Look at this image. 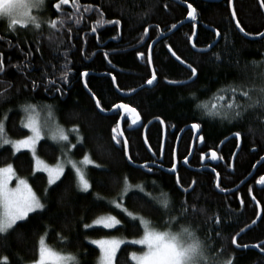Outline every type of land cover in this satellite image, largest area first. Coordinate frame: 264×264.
Wrapping results in <instances>:
<instances>
[{
    "label": "trees",
    "instance_id": "1",
    "mask_svg": "<svg viewBox=\"0 0 264 264\" xmlns=\"http://www.w3.org/2000/svg\"><path fill=\"white\" fill-rule=\"evenodd\" d=\"M178 1L182 2V0ZM56 2L57 0L49 2L44 14L45 19L56 18L59 15L52 7ZM109 2L112 8L105 12L104 18L119 19L121 21L119 26L105 25L98 29L97 33H92L90 29L98 17L95 13H85V21L79 26L73 25L71 39L64 37L66 44L75 45L69 54L71 61L69 67L72 71L68 83H61L58 79L60 72L53 71L47 64L49 60L57 63L54 57H59L58 62L62 65L64 61L61 54L66 50L62 46L59 53L51 51V45L46 39L47 30L44 36L37 38L30 31L19 29L17 36L9 32L7 25L0 23V36L5 38L0 40V50L4 51L6 64L9 57L13 65L31 61L27 69L17 71L15 67H10L6 74H0V79L5 81L0 85V92H3L10 83L11 87L8 91L12 97L10 102L0 106V115L8 108L16 109L24 101L54 105L55 120L66 130L78 128L76 134L83 137V142L79 143L76 141L77 137L69 133L75 144L72 157L80 161L85 154H88L94 162L87 167V177L92 188L89 193H82L77 190L73 170H66L57 185L49 188L45 174H34V161L30 153L24 151L14 156L10 146L0 148V167L11 163L20 177L29 180L38 195H43L46 188L49 192L47 211L30 214L31 218L28 222H19L17 229L6 240L0 239V258L7 256L8 264H32V261L38 259L39 239L47 232L46 242L54 250L79 254L81 264H98L99 249L90 244L89 240L112 236L129 239L141 237L142 227L139 225L135 228L131 227L126 218H123L124 227L118 226V229L83 227L84 223H92L101 216L117 214L118 210L111 209L106 201L115 199L119 195L123 178L127 176L133 185L146 184V190L155 196H159L161 190L167 193L174 208L172 216L178 214L180 205L184 201L187 202V206L195 204L197 210L203 208V213L189 212L181 223L197 231L199 238L206 241L213 249L214 257L228 260L234 256L233 264H264V256L257 251L239 250L231 243L232 238L252 224L256 216L255 209L251 207V202L246 197V184L238 193L227 196L215 190L213 174L202 175L190 172L181 166L177 174L181 183L177 185V175H168L160 170L147 173L143 169L134 168L128 163L122 144H115L111 138V129L117 126L120 112L111 116L102 115L85 90L84 78L80 75L83 72L90 74L85 82L88 84V89H91L90 92L101 100L105 111L112 110L111 106L114 103L127 102L139 112L144 122L141 129H131L132 120L129 116L123 121L129 154L133 157L134 164H152L153 157L156 156L160 162L162 126L153 123L147 132L148 144L155 155L147 150L143 140L144 127L157 117L166 124L167 128L165 153L163 161L160 162L166 169L172 165L175 143L183 128L193 123L201 124L204 128V146L214 149H218L226 138L239 132L242 147L234 167H231L230 162L238 141L236 139L228 141L219 151L220 156L226 161V165L218 171L221 185L232 189L250 174L255 161L264 154V111H250L243 121L228 123L219 117L204 116L196 105L201 101L227 103L230 94H225L223 102L214 97V94L218 89L238 82L241 79L240 69L245 65H249L248 72L251 76V62L264 61V39L248 40L238 32L231 18L229 0L217 2L183 0L182 3L191 4L197 10L196 47L208 48L217 39L215 33L219 30L221 35L217 44L207 53L195 52L189 43L195 25L188 23L182 26L166 38L167 40L154 47L153 67L157 72V83L154 87L123 98L111 83L109 73L116 76L118 89L122 93H131L144 86L146 79L151 75L150 67L146 62L148 45L161 32H168L173 28L172 25L184 21L189 9L171 0H109ZM80 3L98 5L104 4L105 0H80ZM62 7L64 11L72 12L71 3ZM234 9L241 26L251 34V37L264 32V14L258 0H234ZM145 28L148 29L147 34L144 33ZM77 31H79L78 35ZM16 45L18 48L15 47ZM167 45H170L181 60L197 68V78L191 84L185 86L168 84L169 81L188 80L191 71L171 57L166 50ZM37 47L41 48L40 52L36 51ZM77 49H83L84 55L77 52ZM29 51L31 56H26ZM137 52H143L145 57L138 58ZM104 53H108L107 60ZM216 55H220L222 59L216 60ZM109 60L111 63L108 62ZM45 70L52 73V76L42 78L41 74ZM50 78H57V86L62 88L63 95L43 90L44 83ZM33 79H36L40 85L35 92L31 90ZM192 93L196 94L195 100L192 98ZM22 116L23 113L18 110L9 113L6 128L12 139H21L28 135V131L21 127ZM190 144L191 136L185 133L177 152L181 160L186 157ZM38 154L48 164L54 165L62 151L57 144L45 139L39 144ZM153 180L157 181L158 188L152 187ZM193 181L196 182L195 192L190 190ZM184 188H188L189 192H183ZM97 194L104 200L96 201ZM242 194L243 205L238 199V195ZM129 195L133 194L129 193ZM124 204L134 214L150 221L158 230H167L169 215L163 210L154 208L147 200L125 198ZM216 215L221 218L222 225H214L211 218ZM118 218L122 217L118 216ZM178 228L179 225L173 229L178 230ZM216 231H220L221 235L216 236ZM85 236L88 239H85ZM62 237H67L69 243L65 244ZM262 240H264V217L255 228L238 239V245L255 244ZM220 249L223 251H218ZM140 250L141 246L123 245L117 253L116 264H132L130 253ZM0 264H3L2 259Z\"/></svg>",
    "mask_w": 264,
    "mask_h": 264
},
{
    "label": "snow or ice",
    "instance_id": "2",
    "mask_svg": "<svg viewBox=\"0 0 264 264\" xmlns=\"http://www.w3.org/2000/svg\"><path fill=\"white\" fill-rule=\"evenodd\" d=\"M48 3L49 0H0V23L6 21L9 32L17 36L19 35V29L30 31L32 35L37 38L44 36L45 30H47L46 39L51 45V51L59 53L62 46L66 49L61 54L64 61L62 65L58 62L59 57H54V59H57V63H52V60H49L47 64L51 66L53 71L60 72L58 79L61 83H68L70 78L69 74L72 71L71 67H69L71 64L69 54L72 52V48L75 47V45L66 44L64 37L67 36L69 40L71 39L70 34L74 31L73 25H81L86 19L85 13H95L98 17L94 21V26L90 29L92 33H97L98 29L103 28L105 25L119 26L121 21L119 19L108 20L104 18L105 12L112 8V4L109 0H105L104 4L98 5H81L80 0H57L52 7L55 8L59 15L56 18L45 19L43 13L46 11ZM70 3L72 12L69 13L64 11L62 6L69 5ZM229 6H232V0H229ZM261 7L264 8V0H261ZM188 9V17L195 20L197 16L196 8L188 4ZM236 16L237 13L233 8L231 18L235 20V27L240 33H243L245 36H250L251 34L245 31V28L241 26ZM172 27L175 28L176 25H172ZM144 33H148L147 28L144 29ZM76 34L78 35L79 31H77ZM215 35L217 37L221 35L219 30L216 31ZM257 35L264 39V32H260ZM3 39H5L4 36H0V40ZM96 39L99 42V36H97ZM113 39H115V37H113ZM85 43H87V41H85ZM15 47L18 48V45ZM193 47H196V45L193 44ZM208 47L211 48L212 45ZM148 49L149 52L146 62L148 66H151L153 64L151 54L152 46L148 45ZM18 50L22 51V49ZM36 51L40 52L41 48L37 47ZM169 51L172 52L171 48H169ZM201 51H207V49H202ZM77 52L84 55L83 49H77ZM25 55L31 56V52L29 51ZM137 56L138 58H144L145 54L143 52H137ZM172 56H174L177 61H180L181 64L185 63L175 52H172ZM104 57L107 60L108 53H104ZM215 59L221 60L222 57L216 55ZM108 62L111 63L110 60ZM30 65V60H28L27 63L13 65L10 57L6 64L4 51L0 50V74H6L7 69L10 67H15L17 71H22L23 69L29 68ZM187 67L191 70V77H196L197 68L193 67L192 64H187ZM248 69L249 65H245L243 69H240L241 79L238 82L228 84L218 89L217 93L214 94V97L221 102L225 100V94H230V99L227 103L218 104L216 102L208 103L201 101L197 103L196 107L202 110L204 116L211 118L219 117L221 120H225L228 123H239L243 121L250 111H264V61L251 62V76H249ZM80 75L87 77L89 73L83 72ZM109 75H111V83L116 84V76L111 73H109ZM49 76H52V73L47 70L41 74L42 78H47ZM156 80L157 72L156 69L152 67L151 75L146 79V84L151 86ZM4 83L5 81L0 79V85ZM169 83L187 84V81H169ZM84 86L85 88L88 87L87 82H85ZM10 87L11 84L9 83L8 86L4 88V91L0 92V106L5 102L11 101L12 97L8 91ZM39 87L40 85L37 83L36 79H33L31 90L35 92ZM117 88H119L118 85ZM43 90L45 92L54 91L61 95L64 94L62 88L57 86V78L47 79L46 83H44ZM89 91H91V89H89ZM192 98L194 100L196 99L195 93H192ZM92 99L95 101V107L98 108L100 112L106 110L101 105V100L96 98L94 93ZM111 107L113 110L123 109L126 113H132V125H137L139 123V114L136 112L135 108L130 107L127 103H114ZM14 110L23 113L21 127L28 129L30 133L21 139L10 138L6 128L9 113ZM55 111L54 105L30 103L28 101L19 104L16 109H6L3 114L0 115V148L10 146L14 156L25 149L30 152L32 160L34 161V174L36 172L46 173L49 188L53 185H57V182L60 181L61 177L65 174V167H70L75 175L77 190L82 193H89L92 184L87 177V166L94 162L88 154H85L82 160L77 162L69 155L70 149L65 150L64 145L69 141V135L68 132L56 122ZM157 119H159V117H157ZM160 122L162 124L164 123L162 120ZM200 127L201 125L199 123H193L191 125V128L196 130L200 129ZM45 130H47V134ZM71 131L78 132L79 129L74 127ZM111 132V138L115 144H122L123 153L128 163H134L133 157L128 152V140L124 138V131L120 129L119 124L113 127ZM240 136L241 134L239 132L235 133L237 139H239ZM45 139H51L61 145L63 157L58 160L55 165H48L37 154V145L40 141ZM199 140L203 143L204 137L200 136ZM78 142H83L82 136L78 137ZM145 142L147 143V141ZM70 147L74 148L75 145L73 144ZM237 147H239V145H237ZM153 155H155V153H153ZM201 159H204L203 155ZM211 159H219L216 151L211 152ZM184 163H188L187 157H185ZM95 166L100 167V165ZM136 168L138 170L144 169L147 173H153L154 171L153 167L149 166L147 163L137 165ZM212 170L215 172V168ZM176 171V163H173L172 166L167 169V172L173 174H175ZM217 176H219V173H217ZM13 179H15L16 185L15 187H9ZM122 183L123 186L119 195L115 199L106 201V204L111 209L118 210L117 214L101 216L92 223H84L83 227L85 229H91L94 226H102L106 229H118V226L124 227L125 219L123 218H126L127 223L131 227L135 228L138 225L141 226L143 234L140 238L131 240L117 237L89 240L90 244L95 245L96 248L99 249L98 264H116L117 252L121 249V245L141 246L140 251H132L130 253V261L132 264H233L234 256L228 260H221L218 256L214 257L213 249L206 241L199 238L197 231L181 223L189 212L196 213L199 211L203 213V208L197 210L195 204L187 206V202L184 201L180 205L178 214L172 216L171 213L174 211V208L167 193L161 190L159 196H155L152 192L146 190V184L141 183L133 185L130 183L127 176L123 178ZM180 183V178L177 175L176 184L180 185ZM257 183L264 185V176H261ZM151 184L154 189L159 187L155 180H153ZM195 184L196 182L193 181L190 186L192 192H195ZM216 187L221 192L226 191V189L220 187L219 183L216 184ZM183 192L188 193L189 189L184 188ZM129 193L133 195L130 196ZM48 196V188L45 189L43 195H38L27 179L21 178L16 174L11 163L4 167H0V239L6 240L7 237L17 229L18 222H28L31 218L30 214L44 213L47 211ZM125 198L130 200L135 198L145 199L157 210H163L166 215H169L167 230H158L143 216L134 214L130 211L124 204ZM95 200L102 201L104 198L97 194ZM241 205H243V201H241ZM118 216L122 218H118ZM81 219L83 220V217H81ZM211 219H213L214 225H222V220L218 215ZM255 222L256 221H253V223ZM177 225H179L178 230H173ZM46 235L47 232L39 239L38 259L32 261V264H81L79 254H73L71 252L65 253L51 248L46 243ZM215 235L220 236L221 232L216 231ZM62 239L65 244L69 243L67 237H62ZM85 239H88V237L85 236ZM231 243L238 248L241 247V245L237 244L235 237L232 238ZM244 247L248 246L244 245ZM261 250L264 251V249ZM218 251H223V249ZM0 259L3 260V264H8L7 256Z\"/></svg>",
    "mask_w": 264,
    "mask_h": 264
},
{
    "label": "water",
    "instance_id": "3",
    "mask_svg": "<svg viewBox=\"0 0 264 264\" xmlns=\"http://www.w3.org/2000/svg\"><path fill=\"white\" fill-rule=\"evenodd\" d=\"M171 1H173V2H175V3H177V4H179V5H181V6H184V7H186V8H188V4L187 3H182V2H180V1H178V0H171ZM205 1H210V2H217V1H221V0H205ZM258 3H259V6H260V8H261V10H262V12H263V14H264V8H262L261 7V0H258ZM234 8V0H232V6L230 7V10H231V12H232V9ZM236 19H237V17H236ZM194 20H192L190 17H186V19L184 20V21H182V22H180L178 25H176V27L175 28H172L168 33H165V34H163V35H161L158 39H156L152 44H151V46H152V52H153V48H154V46L158 43V42H160L161 40H163V39H165L166 37H168V36H170V35H172L173 33H175L176 31H178L182 26H184V25H186V24H188V23H192ZM234 21V24H235V20H233ZM212 30V29H211ZM238 30V29H237ZM238 32H239V30H238ZM240 33V32H239ZM244 38H246V39H248V40H252V41H257V40H262V38H260L259 36H256V37H251V36H245L243 33H240ZM196 37H197V28L195 27V29H194V33H193V35H192V38H191V40H190V46H191V48H192V50H194L195 52H197V53H207V52H209L216 44H217V42H218V40H219V38L217 37V39L211 44L212 45V47L211 48H206L207 49V51H201L202 49H198V48H196V47H193V44H195V40H196ZM152 52H151V54H152ZM170 52V51H169ZM173 52V51H172ZM172 52H170V55L172 56ZM174 59H175V57L174 56H172ZM176 60V59H175ZM177 61V60H176ZM178 63H180V61H177ZM181 64V63H180ZM182 66H184V67H186L187 69H189L188 67H187V64H181ZM153 67V64L150 66V69ZM190 70V69H189ZM191 71V70H190ZM84 78V82H83V85L85 84V77H83ZM196 78H197V76L196 77H191L189 80H187V84H183V83H169L168 82V84H170V85H173V86H185V85H189V84H191L193 81H195L196 80ZM157 81V80H156ZM156 81L153 83V85H151V86H149V85H147V84H145L144 86H142V87H140L139 89H136V90H134L133 92H131V93H122L118 88H117V83L116 84H114V86H115V89H116V91L118 92V94L120 95V96H122V97H124V98H127V97H131V96H133V95H135L136 93H138L139 91H141V90H144V89H150V88H153L154 87V85H155V83H156ZM84 88H85V86H84ZM85 90L87 91V93L92 97V93L89 91V89H88V87L87 88H85ZM94 101V100H93ZM94 103H95V101H94ZM131 107V106H130ZM98 109V108H97ZM98 111L100 112V110L98 109ZM116 112H120V114H121V116H120V119H119V122H118V124H119V126H120V129L121 130H123V121H124V119L126 118V117H128L129 116V118L132 120V116H133V114L132 113H126L123 109H117V110H110V111H104V112H100L102 115H105V116H111V115H113L114 113H116ZM136 112L139 114V112L136 110ZM139 117H140V121H139V123L137 124V125H132V128L131 129H133V130H139V129H141L143 126H144V122H143V120H142V118H141V116H140V114H139ZM161 120L160 119H155V120H152V121H150L145 127H144V129H143V140H144V144H145V146H146V148H147V150L153 155V151L151 150V148H150V146H149V144H148V141H147V132H148V130H149V128H150V126L153 124V123H159L161 126H162V130H163V141H162V146H161V157H160V162H162L163 161V156H164V153H165V144H166V138H167V128H166V125H165V123H161L160 122ZM131 124H132V122H131ZM189 130H192V128H191V125L190 126H187V127H185V128H183L182 130H181V132L179 133V135H178V138H177V140H176V143H175V149H174V157L176 158V155H177V152H178V148H179V145H180V142H181V139H182V136L185 134V132L186 131H189ZM196 130V129H195ZM124 131V130H123ZM197 131V130H196ZM124 138H126V136H125V134H124ZM232 139H236L237 141H238V145H239V147H237L236 148V150H235V152H234V154H233V156H232V161H231V166L232 167H234V164H235V160H236V158H237V155L239 154V152H240V150H241V147H242V141H241V138H239V139H237L236 137H235V134L234 135H231L230 137H228V138H226L220 145H219V150H221L222 149V147L228 142V141H230V140H232ZM145 141H147V143L145 142ZM201 141H200V144H199V146H201ZM128 152H129V144H128ZM192 152H193V147H192V151H191V154H192ZM217 155H218V153H217ZM210 158H211V153H210ZM127 159V158H126ZM189 159V158H188ZM211 162H213V163H218V160H210ZM130 165H132L134 168H136V166H137V164H134V163H132V164H130ZM140 165H142V164H140ZM259 163L253 168V170H252V172L250 173V175L248 176V177H246L236 188H234V189H232V190H230V191H228V192H224L225 194H231V193H234V192H236V191H238L239 189H241L252 177H253V175H254V173H255V171H256V169L259 167ZM149 166H151V167H154L155 165H152V164H149ZM155 168H157V169H159L160 171H162V172H164V173H166V174H169V175H177V171H176V173L175 174H173V173H169V172H167V169L166 168H164V167H162V166H157L156 165V167ZM137 169V168H136ZM144 170V169H143ZM192 171H200V170H196V169H191ZM145 172H146V170H144ZM217 178H218V182L217 183H219V177L217 176ZM261 219H262V212L261 211H259V214H258V216H257V218H256V222L255 223H252L251 225H249L248 227H246L244 230H242L236 237H235V239H236V242H237V244H238V239L242 236V235H244V234H246L248 231H250V230H252L253 228H255L258 224H259V222L261 221ZM234 245V244H233ZM234 247L235 248H238V247H236V245H234ZM239 250H255V251H257V252H260V253H262V254H264L260 249H259V247L258 246H248V247H239L238 248Z\"/></svg>",
    "mask_w": 264,
    "mask_h": 264
},
{
    "label": "flooded vegetation",
    "instance_id": "4",
    "mask_svg": "<svg viewBox=\"0 0 264 264\" xmlns=\"http://www.w3.org/2000/svg\"><path fill=\"white\" fill-rule=\"evenodd\" d=\"M194 22V23H193ZM192 22V24L193 25H195L194 26V29H195V27H196V24H195V20ZM197 28V27H196ZM169 32V31H168ZM168 32H161L156 38H154L153 40H152V42H150V44L149 45H151L156 39H158L161 35H163V34H165V33H168ZM197 32H198V30H197ZM169 37V36H168ZM168 37H166V38H168ZM163 39V40H161L160 42H162V41H164V40H167V39ZM192 38V37H191ZM191 38H190V40H191ZM218 38H220V36L218 37ZM160 42H158V43H160ZM157 43V44H158ZM190 43V42H189ZM156 46V45H155ZM154 46V47H155ZM169 48H171L170 47V45H167L166 46V50L169 52ZM196 48H198V47H196ZM198 49H200V48H198ZM153 50H154V48H153ZM172 50V49H171ZM173 51V50H172ZM148 52H149V49H148ZM174 52V51H173ZM170 53V52H169ZM172 57V56H171ZM152 58H153V52H152ZM173 58V57H172ZM174 59V58H173ZM175 60V59H174ZM180 64V63H179ZM185 64H187V63H185ZM150 67V66H149ZM184 67V66H183ZM184 68H186V67H184ZM187 69V68H186ZM151 70V69H150ZM187 70H189V69H187ZM90 75V74H89ZM102 75V74H101ZM86 78L87 77H85V81H86ZM191 78V76L188 78V79H190ZM187 81V80H186ZM156 83H157V81H156ZM155 83V84H156ZM122 97V96H121ZM124 98V97H123ZM119 103H127V102H119ZM129 105V104H128ZM201 110V109H200ZM108 111H110V110H108ZM201 125V124H200ZM190 126V125H189ZM203 131H204V128H203V126L201 125V127H200V129H198L197 131L195 130V129H192V130H189V131H187V132H185L186 134H190V136H191V144H190V146H189V150H188V153H187V155H186V157L187 158H189L188 159V163L187 164H185L184 163V159L185 158H183L182 160L178 157V153H177V155H176V158L174 157V154H173V159H172V164L173 163H176V166H177V174H178V171H179V167H183L184 169H186V170H189L190 172H196V173H200V174H202V175H208V174H213L214 175V177H215V190L218 192V193H220L221 195H227V196H229V195H232V194H234V193H238L241 189H239L238 191H236V192H234V193H231V194H225L224 192H221L217 187H216V184H217V182H218V178H217V173H219L218 171H219V168L221 169V167L222 166H225L226 165V161H225V159L223 158V157H221L220 156V154H219V151H221V150H219V149H214V148H207V147H205L204 146V144H205V137H204V134H203ZM200 136H203L204 137V142L201 144V146H199V144H200V140H199V137ZM192 147H193V152H192V154H191V151H192ZM219 148V147H218ZM212 151H216L217 153H218V157H219V159H218V163H213V162H211L210 160H211V158H210V153L212 152ZM235 152V151H234ZM233 152V153H234ZM203 155V157H204V159L202 160L201 159V156ZM154 159H153V161L151 162L152 163V165H155L154 167H153V169L154 170H159V169H157V168H155L156 167V164H157V166H159L158 164H160V162L158 161L159 159H158V157L156 156V157H153ZM262 158H264V154L263 155H261L259 158H258V160H256L255 161V163L253 164V166H252V169H251V172H252V170H253V168L259 163L260 165H259V167L256 169V171H255V173H254V175H253V177L246 183V197H247V199H249L250 200V202H251V207H253L254 209H255V211H256V216H255V218H254V220L253 221H255L256 220V218H257V216H258V214H259V211H261L262 212V219H263V217H264V185H261V184H258L257 183V181L260 179V177L261 176H264V159H262ZM178 159V160H177ZM178 161V162H177ZM231 161H232V158H231ZM153 162H155V164L153 163ZM231 163V162H230ZM161 164H163V163H161ZM160 164V165H161ZM162 166V165H161ZM172 166V165H171ZM232 167V166H231ZM213 168H215V172L212 170ZM191 169H196V170H200V171H192ZM250 172V173H251ZM154 173V172H153ZM250 175V174H249ZM248 175V176H249ZM247 176V177H248ZM219 179H220V174H219ZM221 180V179H220ZM219 180V184H220V187L221 188H224L222 185H221V181ZM236 188V187H235ZM224 189H226V191L225 192H228V191H230V190H232V189H234V188H232V189H229V188H224ZM190 190H191V187H190ZM242 197H243V194L242 195H238V199H240V201L239 202H241V201H243V199H242ZM253 198H255V199H253ZM261 219V220H262ZM253 223V222H252ZM244 245H247V246H258L259 247V249L261 250V249H264V240H262V241H260V242H258V243H255V244H251V243H248V244H244ZM244 245H241V247H244ZM263 245V246H262ZM238 249V248H237ZM262 251V250H261ZM263 253H264V251H262ZM258 253H260V252H258ZM261 255H263L264 256V254H262V253H260Z\"/></svg>",
    "mask_w": 264,
    "mask_h": 264
},
{
    "label": "rangeland",
    "instance_id": "5",
    "mask_svg": "<svg viewBox=\"0 0 264 264\" xmlns=\"http://www.w3.org/2000/svg\"><path fill=\"white\" fill-rule=\"evenodd\" d=\"M50 1H52V0H49V2ZM49 4V3H48ZM44 14H45V12L43 13V16H44ZM2 24H5V25H7V22L6 21H4V22H2ZM57 122V121H56ZM59 124V123H58ZM60 125V124H59ZM61 126V125H60ZM63 129L64 130H66L64 127H63ZM27 131H28V129H26ZM46 131V134H47V130H45ZM67 132H68V135H69V141L67 142V144H65L64 145V148H65V150H68V149H70V152H69V155L72 157V151H73V149L74 148H71L70 146L71 145H73L74 143L72 142V138H71V136H70V134L69 133H72V135H74V136H76L77 137V139H76V141H78V137H79V135H77L76 134V132L74 133V132H72V131H69V130H66ZM30 133H29V131H28V135H29ZM47 140H49V141H51V142H53V143H55V144H57L56 142H54V141H52L51 139H47ZM40 143H41V141H40ZM39 143V144H40ZM39 144L37 145V154H38V148H39ZM59 147H60V149H61V145H59V144H57ZM75 145V144H74ZM28 152L26 149L25 150H22V152ZM28 153H30V152H28ZM30 155H31V153H30ZM38 156H40L39 154H38ZM63 157V153L61 154V156H60V158H59V160L61 159ZM42 159V158H41ZM72 159H74L73 157H72ZM43 160V159H42ZM75 160V159H74ZM43 161H45V160H43ZM76 161V160H75ZM46 162V161H45ZM78 162V161H77ZM47 163V162H46ZM48 164V163H47ZM94 164V163H93ZM93 164H91V165H93ZM48 165H50V164H48ZM55 165V164H54ZM6 166V165H5ZM88 166H90V165H88ZM87 166V167H88ZM4 167V166H3ZM15 169V168H14ZM68 169H71L70 167H65V171L66 170H68ZM72 170V169H71ZM36 173H43V172H36ZM17 174V173H16ZM43 174H45L46 176H47V174L46 173H43ZM18 175V174H17ZM19 176V175H18ZM20 177V176H19ZM21 178H24V177H21ZM25 179H27V178H25ZM28 180V179H27ZM28 182H29V180H28ZM30 183V182H29ZM15 185H16V181H15V179H13V181H12V183L9 185V187H15ZM19 223V222H18ZM93 228H103L102 226H94ZM104 229H106V228H104ZM109 230H111V229H109ZM173 230H175V229H173ZM112 237H117V238H124V237H120V236H112ZM111 238V237H110ZM140 238V237H139ZM46 239V238H45ZM100 239H105V238H100ZM124 239H127V240H131V239H138V238H131V239H129V238H124ZM47 243V242H46ZM123 245H121V247H122ZM135 246H137V247H140L139 245H135ZM118 253V252H117Z\"/></svg>",
    "mask_w": 264,
    "mask_h": 264
},
{
    "label": "bare ground",
    "instance_id": "6",
    "mask_svg": "<svg viewBox=\"0 0 264 264\" xmlns=\"http://www.w3.org/2000/svg\"><path fill=\"white\" fill-rule=\"evenodd\" d=\"M194 23V22H193ZM191 38V37H190ZM189 80V79H188ZM166 125V124H165ZM234 135V134H233ZM165 148H166V146H165ZM130 151V150H129ZM178 160V159H177ZM178 162V161H177ZM155 164V163H154ZM157 165V164H156ZM159 165V164H158ZM160 166V165H159ZM169 175V174H168ZM263 216V215H262ZM251 225V224H250ZM237 236V235H236ZM263 246V245H262Z\"/></svg>",
    "mask_w": 264,
    "mask_h": 264
}]
</instances>
